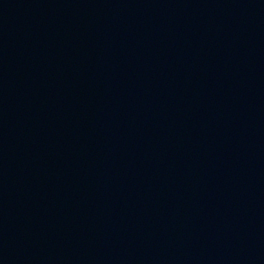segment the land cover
<instances>
[{
    "label": "water",
    "instance_id": "95a60500",
    "mask_svg": "<svg viewBox=\"0 0 264 264\" xmlns=\"http://www.w3.org/2000/svg\"><path fill=\"white\" fill-rule=\"evenodd\" d=\"M0 264H264V0H0Z\"/></svg>",
    "mask_w": 264,
    "mask_h": 264
}]
</instances>
